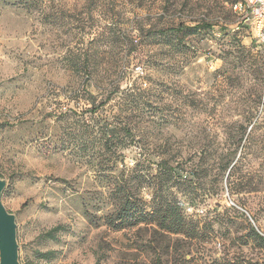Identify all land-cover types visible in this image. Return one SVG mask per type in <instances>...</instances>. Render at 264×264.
Masks as SVG:
<instances>
[{
    "label": "rangeland",
    "instance_id": "obj_1",
    "mask_svg": "<svg viewBox=\"0 0 264 264\" xmlns=\"http://www.w3.org/2000/svg\"><path fill=\"white\" fill-rule=\"evenodd\" d=\"M235 1L0 0L1 200L20 264H264L249 228L264 235V46ZM181 20L213 25L152 31ZM115 184L148 208L173 198L198 234L113 229Z\"/></svg>",
    "mask_w": 264,
    "mask_h": 264
},
{
    "label": "trees",
    "instance_id": "obj_2",
    "mask_svg": "<svg viewBox=\"0 0 264 264\" xmlns=\"http://www.w3.org/2000/svg\"><path fill=\"white\" fill-rule=\"evenodd\" d=\"M24 1V0H22ZM21 1H18V3ZM174 12L176 8L171 6H163L161 10V17H166L168 11ZM179 15H181L179 13ZM212 22L200 21L194 24L186 23L184 20L177 22L175 25H169L164 29L152 30L157 33L167 34L170 32L183 34H195L201 29H210ZM247 28V27H245ZM141 29V28H140ZM148 34V32H147ZM264 46V45H263ZM106 144V140L104 141ZM159 166L164 169L165 161L159 163ZM224 173L228 171L227 180H229L232 172L231 160L227 159L225 164L222 165ZM111 192L112 198L114 199L113 208L103 216L105 224L110 225L115 230H122V228L139 226L138 224L144 223L145 225L155 224L160 230L166 233L183 235L187 238H194L197 233V225L193 219L183 215L181 206L178 202L169 198L161 201H152V205L146 206L141 203H135L132 199L131 192L129 189L123 187V185L115 184ZM58 226L47 231V235L51 236L52 231L58 230ZM250 231L253 232L256 239L260 242H264V235L256 231L254 227L249 224Z\"/></svg>",
    "mask_w": 264,
    "mask_h": 264
},
{
    "label": "water",
    "instance_id": "obj_3",
    "mask_svg": "<svg viewBox=\"0 0 264 264\" xmlns=\"http://www.w3.org/2000/svg\"><path fill=\"white\" fill-rule=\"evenodd\" d=\"M4 185L5 180L0 178V264H20L15 217L4 207L1 200Z\"/></svg>",
    "mask_w": 264,
    "mask_h": 264
},
{
    "label": "built area",
    "instance_id": "obj_4",
    "mask_svg": "<svg viewBox=\"0 0 264 264\" xmlns=\"http://www.w3.org/2000/svg\"><path fill=\"white\" fill-rule=\"evenodd\" d=\"M231 8L240 23L251 31L254 40L264 45V0H237Z\"/></svg>",
    "mask_w": 264,
    "mask_h": 264
}]
</instances>
